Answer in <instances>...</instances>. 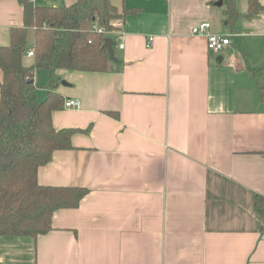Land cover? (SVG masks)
Segmentation results:
<instances>
[{
    "label": "crops",
    "instance_id": "1",
    "mask_svg": "<svg viewBox=\"0 0 264 264\" xmlns=\"http://www.w3.org/2000/svg\"><path fill=\"white\" fill-rule=\"evenodd\" d=\"M44 1L26 0L77 2ZM109 1L136 11L124 47L108 72H57L69 86L56 92L80 107L53 112L52 125L77 132L36 174L87 194L36 240L0 237V264H264V0L249 19L236 1L228 25L217 0ZM201 22L229 37L222 53L191 33ZM22 26V4L0 0V46Z\"/></svg>",
    "mask_w": 264,
    "mask_h": 264
},
{
    "label": "trees",
    "instance_id": "2",
    "mask_svg": "<svg viewBox=\"0 0 264 264\" xmlns=\"http://www.w3.org/2000/svg\"><path fill=\"white\" fill-rule=\"evenodd\" d=\"M23 7V26L10 30L9 45L0 46V237L36 240L52 230L54 212L75 209L87 194L82 188L43 187L37 170L48 164L55 151L69 150L73 129L55 130L52 113L63 109L64 99L56 92L58 71L104 73L113 61L104 48L103 35L88 25L97 23L107 32L111 23L124 20L135 10L121 13L109 0H77L70 6ZM238 0H222L226 25L239 15ZM249 19L263 10L258 0H246ZM32 29V63L23 64L28 31ZM47 73L46 97L37 98L34 72ZM33 81L32 83H30Z\"/></svg>",
    "mask_w": 264,
    "mask_h": 264
},
{
    "label": "built area",
    "instance_id": "3",
    "mask_svg": "<svg viewBox=\"0 0 264 264\" xmlns=\"http://www.w3.org/2000/svg\"><path fill=\"white\" fill-rule=\"evenodd\" d=\"M32 1V0H29ZM113 30L107 32L103 27H100L97 23H92L90 29L100 35L107 36L109 34H115L116 37L113 39L115 42V46L113 49L122 50L124 47V33L122 31L123 28V21L122 20H115L111 23ZM191 33L197 36H203L206 39V49L211 51L215 54L222 53L229 45L230 39L228 36H223L219 34H214L210 31V24L208 22H201L196 24L192 29ZM153 38L149 37L146 43V47H152L153 45ZM26 56L31 58L33 57L32 49H29L26 52ZM80 107V103L77 99H69L64 100L63 108L64 109H78Z\"/></svg>",
    "mask_w": 264,
    "mask_h": 264
},
{
    "label": "water",
    "instance_id": "4",
    "mask_svg": "<svg viewBox=\"0 0 264 264\" xmlns=\"http://www.w3.org/2000/svg\"><path fill=\"white\" fill-rule=\"evenodd\" d=\"M216 7H221L223 2L222 0H217L213 3ZM104 48L107 51V54L109 56V59L113 62H116V58L114 57V49L113 47L115 46V42L113 41V39L111 38H105L104 39V44H103ZM33 81H31L30 83H32ZM61 85L62 86H69L66 82L61 81Z\"/></svg>",
    "mask_w": 264,
    "mask_h": 264
},
{
    "label": "rangeland",
    "instance_id": "5",
    "mask_svg": "<svg viewBox=\"0 0 264 264\" xmlns=\"http://www.w3.org/2000/svg\"><path fill=\"white\" fill-rule=\"evenodd\" d=\"M44 2H51L50 0H45ZM54 2L58 3L57 0H54ZM33 37V33L31 31L28 32V41L30 40V38L32 39ZM29 49L32 48V46L30 45V47L28 46ZM115 53H117V50L115 48ZM35 82L36 84L40 87L45 89V86L47 84V73L44 70H36L35 71ZM39 100V99H38Z\"/></svg>",
    "mask_w": 264,
    "mask_h": 264
}]
</instances>
